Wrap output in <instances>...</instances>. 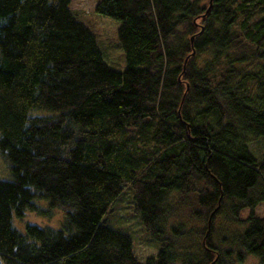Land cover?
<instances>
[{"label":"trees","instance_id":"trees-1","mask_svg":"<svg viewBox=\"0 0 264 264\" xmlns=\"http://www.w3.org/2000/svg\"><path fill=\"white\" fill-rule=\"evenodd\" d=\"M94 11L119 22L123 70L70 0H0V264H264V0ZM127 191L160 243L144 263L110 225ZM53 209L59 228L14 226Z\"/></svg>","mask_w":264,"mask_h":264},{"label":"rangeland","instance_id":"rangeland-1","mask_svg":"<svg viewBox=\"0 0 264 264\" xmlns=\"http://www.w3.org/2000/svg\"><path fill=\"white\" fill-rule=\"evenodd\" d=\"M71 9L78 13L81 20L96 34L98 43L103 52L105 62L116 70H123L126 67L125 56L122 48L118 44L117 28L119 22L113 18L98 14L94 11V7L98 0H70ZM204 55L201 57L203 59ZM261 142L257 151H252L254 156L261 159L264 156V140ZM255 148L258 144L253 143ZM14 177L11 171V163L0 152V180H13ZM121 205L119 202L118 210H116L110 218V225L116 229L126 233L133 244L134 256L139 262L144 263L149 257H155L160 243L153 239L145 230L139 215L134 213L133 204L131 201V193L127 191L123 196ZM37 204L42 208L48 209L47 200L37 201ZM264 204H260L257 209L258 213H262ZM65 213L61 209H53L49 213L25 211L21 217H13L14 226L24 231L26 224H35L40 227L50 226L59 228L62 225ZM259 259L255 255H249L244 262L239 264H258ZM2 264H5L2 262Z\"/></svg>","mask_w":264,"mask_h":264}]
</instances>
